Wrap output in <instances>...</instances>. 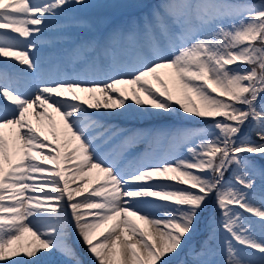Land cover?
<instances>
[{
    "label": "snow or ice",
    "instance_id": "snow-or-ice-1",
    "mask_svg": "<svg viewBox=\"0 0 264 264\" xmlns=\"http://www.w3.org/2000/svg\"><path fill=\"white\" fill-rule=\"evenodd\" d=\"M76 5L86 0H0V262L46 264L59 253L83 264L74 227L95 264H217L219 228L227 233L220 264H264V195H255L257 181L264 192V0H173L126 23L106 22L74 43L69 65L46 72L30 56L40 26ZM10 61L26 66L25 77H39L34 91L8 72L17 67ZM166 69L187 102L173 100ZM181 112L202 126L163 134L186 157L132 161L141 134L129 135L119 154L109 151L114 133L105 118ZM31 113L37 124L47 121L48 134ZM62 161H79L71 176ZM93 170L105 180L89 192ZM77 180L83 183L72 188ZM213 201L221 220L198 240Z\"/></svg>",
    "mask_w": 264,
    "mask_h": 264
},
{
    "label": "rangeland",
    "instance_id": "rangeland-1",
    "mask_svg": "<svg viewBox=\"0 0 264 264\" xmlns=\"http://www.w3.org/2000/svg\"><path fill=\"white\" fill-rule=\"evenodd\" d=\"M170 2H173V0H86L85 6L76 5V6L67 8L60 16L53 17V19L58 23L62 20H64L66 23L69 20H73V19L75 20V23L72 25L64 24V25H61L60 27L52 28L53 33H54L53 35L45 36L43 39L39 40L40 42L44 43L42 45L43 46L45 45L46 47L39 45L40 42L37 41L38 47H37L36 56L39 58V62L46 72H51L52 70H54L55 68L54 66H49V64L52 62H57L58 64L57 66H60V67L67 66L69 65V57L65 61V65H61L58 62L62 60L66 54L70 53L71 49L74 46L75 41L77 39H82L84 34H90L91 32H94V33L102 32L103 31L102 28L105 27L106 22L116 23L118 21L117 23H126L132 20L133 18L138 19L141 16H143L147 11H150L152 8H155L158 5H163L165 3H170ZM176 2H179V0H176ZM192 2L195 3L197 2V0H192ZM229 2L237 3V4L259 3V0H229ZM131 3H144V4L150 5V7L142 9V8H134V7L127 6ZM89 26H91V28ZM48 28L49 27H47V29ZM67 28H71L70 31L74 32V36L69 35L68 37H58L56 35V34H61L62 32L66 31ZM92 29H95V31H93ZM90 36L93 37L94 35H90ZM47 59H51V60H48V62H43V61H46ZM12 69L14 70L15 68H12ZM19 74L24 76L22 72H19ZM161 75L169 84V88L173 93V100L174 101L176 99L184 100V97L179 90V87H180L179 83L178 81H176L172 71L170 69L161 70ZM29 78L36 80V77L35 78L29 77ZM149 79L156 88H159V85L156 84L155 81L152 80V78H149ZM123 88H127L128 90L127 94L131 96V87L123 86ZM97 95L99 96V94ZM140 95H141V98L147 100V97L144 96L143 93H141ZM83 98H88V96L85 95ZM184 102H187V101L184 100ZM129 103H132L135 108L140 107L139 105H135L133 100H129ZM146 105H147L146 107L150 108L149 104H146ZM176 107H178V105H176ZM117 111H120V110H117ZM185 115L186 114H183L182 112L180 113V115H173V116L164 115L160 117L162 119H165L164 121L156 122V123L150 124L148 127L143 128L141 131L142 136H144L145 134H148V132L150 131L151 134L154 135L155 137L150 142V145L146 147L143 145L135 149L132 148L130 150V152L128 153L129 157L136 155V157L132 159V161L142 160L147 163H159L161 160H164V159L171 160L175 156H185L186 157L187 156L186 148L181 147L180 145L174 143L170 135L163 134L175 128L183 127L186 129L194 130L202 126L201 124L196 122L198 118H196V120L189 122L183 119ZM122 118L130 119V120L131 119L135 120L137 118H142V119L151 118L156 121L159 120V117H142V116H137V115H131V116L122 117ZM170 118H172V120ZM33 119H36V116L33 115ZM217 119H223V118L218 117ZM181 124H184V125H181ZM110 130L112 132L115 131L112 128ZM42 131L46 132L45 134H48L49 129H48L47 123L43 127ZM127 135L128 134L126 132L116 133L112 137L111 143H114L115 141H120L122 143V140H124V138ZM251 137L253 140L257 139L255 133H251ZM123 145H124V142L122 143V147H121L122 150H123ZM115 150L116 148H114L111 152L115 153ZM36 175L39 176L42 174H36ZM88 175L91 177V182L87 185L88 188L90 184L96 183L102 178H104V174L89 173ZM229 175H231V173ZM36 182L39 183V180H37ZM259 185H260V182L257 181L258 190L255 194L257 197L264 195V192H261L259 190ZM178 186L186 187V185H178ZM29 194L32 195V193H29ZM35 195H39V194L37 193ZM253 203H255L257 207L261 206L259 199L253 201ZM92 212H95V211H92ZM220 220H221V212L218 208H216L215 202L213 201L209 205L207 212L204 213V218L201 223V233L199 235L200 238L203 239V237L207 234V224L209 222L219 225ZM136 223L140 224L141 227H144L141 221H136ZM69 231L71 233V242L73 244V247L75 248L83 264H95L93 257L87 251V247L83 243L80 236L77 234L76 229L74 227H70ZM104 231L105 230L102 229L101 233H103ZM101 233H98L97 236L93 237L94 243L97 242V240L101 238ZM199 236L197 237V239L199 238ZM226 237H227V233L217 228L216 240L214 241V244H213V247L216 252L214 258L217 261V264H220V262H222L224 259V251H223L224 243L223 242ZM25 239L27 241L28 239H30V237L26 235ZM257 239H258V236H257ZM21 258H24V257L23 256L14 257L13 259L18 260ZM27 259H35V258H27ZM1 263L10 264V262H0V264ZM46 264H67V262L62 255H60L59 253H56L54 256L50 257V259L46 261Z\"/></svg>",
    "mask_w": 264,
    "mask_h": 264
},
{
    "label": "bare ground",
    "instance_id": "bare-ground-1",
    "mask_svg": "<svg viewBox=\"0 0 264 264\" xmlns=\"http://www.w3.org/2000/svg\"><path fill=\"white\" fill-rule=\"evenodd\" d=\"M37 2H40V3H43V2H45V0H37ZM67 23V24H66ZM65 23V21L64 20H62V21H60L59 23L58 22H56L53 18H52V21H51V23H49V24H46V25H42V26H40L42 29H43V32H42V34H40V35H38L37 36V41H39L40 39H43L45 36H50V35H53L54 33H53V30H52V28H55V27H60L61 25H68V24H70V25H72V24H74L75 23V20L73 19V20H69L68 22H66ZM47 27H49L48 29H47ZM71 30V28H67L66 29V31H64V32H62L61 34H56L58 37H68L69 35L71 36H74V32L73 31H70ZM0 31H4V30H0ZM40 42V41H39ZM42 44H44V43H42V42H40L39 43V45H42ZM43 46V45H42ZM38 47V46H37ZM43 47H46L45 45L43 46ZM36 52H37V49H36V51L34 52V53H30V56L31 55H35L36 56ZM10 63H15L16 65H17V67L14 69V75L15 76H19L20 74H19V72H21L20 70L21 69H23V68H25L26 66L25 65H19V62L18 61H10ZM50 66V65H49ZM24 80H26L27 82H28V84H30V86H31V88H30V90L31 91H34L35 90V85L37 84V83H39L40 82V80H39V77H37V79L36 80H33V79H31V78H29V77H24L23 78ZM23 86V85H22ZM123 87V86H122ZM125 87H131V86H125ZM25 90H28V89H25ZM81 96H88V94H85V93H81L80 94ZM101 99H103V97H101ZM6 103H8L9 105H10V102H6ZM147 105H145V107H146ZM51 111V110H50ZM30 112H31V110H30ZM33 115L35 116V114L34 113H31V115H30V119L32 120V123H33V126H35V127H37L38 129H43V127L45 126V124L47 123V121H45V123H44V125H40V124H37V120L36 119H33ZM52 115H54L55 117H56V120H57V122H58V124L60 123V117H59V114L58 113H55V112H52ZM104 123V122H103ZM112 126V127H111ZM107 127L109 128V129H115V128H117V127H119V126H117V125H112V123L111 124H109V125H107ZM136 126L135 125H128L127 127H124V126H120L119 128H117V129H115V131L113 132L114 133V135L116 134V133H120V132H126L128 135L124 138V140H122V143L123 142H125V140L127 139V137L129 136V135H132V134H136L135 132H136ZM8 132V130H6V133ZM46 132H44V134H45ZM113 135V136H114ZM143 138H144V141L143 140H138L137 141V145L134 147V149L135 148H137V147H139V146H148V145H150V143H148L147 142V140L149 139V136L148 135H146V136H143ZM48 139L49 140H51L52 138H51V136L50 135H48ZM118 145H120V147H121V142L119 141L117 144H116V146H118ZM120 147H119V149H120ZM115 147H113L112 149H109V151H112L113 149H114ZM118 148L115 150V153H117V154H119L118 153V151H120ZM133 149V150H134ZM145 149V148H144ZM144 151V150H143ZM136 157V155L134 156H132V157H130V159L132 160V159H134ZM77 163H79V161H73V162H68L67 164H65L63 161L61 162V166L62 167H64L65 169H66V172H65V175L66 176H69V175H72V173L70 172V171H68V169H72V168H74L75 167V164H77ZM50 166V165H49ZM91 173H94V174H103V173H101V172H99V170H93ZM104 180H105V177L104 178H102L101 180H99L98 182H96V183H92V184H90V186H89V188H88V191L90 192V191H92V190H94L95 188H97V187H99L100 185H102L103 183H104ZM79 183H83V181L82 180H77L76 181V183H71V187L72 188H75L76 186H77V184H79ZM87 194V193H86ZM83 197H79V198H77V199H82ZM94 199H100L99 197H97V198H94ZM91 211H97V210H91ZM244 215H246V216H248L249 214H247V213H245ZM90 219H94L93 217H89ZM249 218L250 219H253V218H251L250 216H249ZM258 239H259V236H258Z\"/></svg>",
    "mask_w": 264,
    "mask_h": 264
},
{
    "label": "trees",
    "instance_id": "trees-1",
    "mask_svg": "<svg viewBox=\"0 0 264 264\" xmlns=\"http://www.w3.org/2000/svg\"><path fill=\"white\" fill-rule=\"evenodd\" d=\"M199 239H201L200 236H199L198 240H199ZM1 264H3V263H1Z\"/></svg>",
    "mask_w": 264,
    "mask_h": 264
}]
</instances>
